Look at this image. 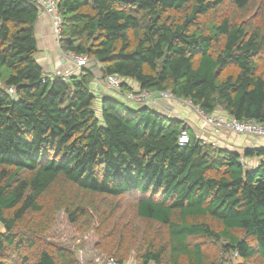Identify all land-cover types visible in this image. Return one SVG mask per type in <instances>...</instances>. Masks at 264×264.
Masks as SVG:
<instances>
[{"label":"trees","instance_id":"trees-1","mask_svg":"<svg viewBox=\"0 0 264 264\" xmlns=\"http://www.w3.org/2000/svg\"><path fill=\"white\" fill-rule=\"evenodd\" d=\"M254 3L58 0L59 45L98 62L102 78L262 122L264 25L217 14L229 4L247 17ZM38 16L33 0H0V264H79L41 234L59 212L73 226L89 208L118 245L138 243L142 264H230L234 252L236 264H264V146L219 147L181 119L114 96L101 95L97 112L90 68L60 80L38 63ZM127 194L157 228L127 232L117 214ZM130 248L110 256L123 264Z\"/></svg>","mask_w":264,"mask_h":264},{"label":"rangeland","instance_id":"rangeland-1","mask_svg":"<svg viewBox=\"0 0 264 264\" xmlns=\"http://www.w3.org/2000/svg\"><path fill=\"white\" fill-rule=\"evenodd\" d=\"M247 12V17H243L241 12L229 6V4H225L218 10L217 14L221 17H233L235 20H241V18H250L252 22L259 24L262 23L264 25V0H255V3L252 4ZM98 64L99 63L95 60H88V66L92 68L94 78L96 76V79L103 83L104 78L102 79V75L99 73L100 70L98 68ZM94 88L95 87L92 89ZM99 94L100 93L98 91L94 103V108L97 112L99 111ZM190 110L194 112L192 108H190ZM237 149L239 151L241 150L239 147ZM135 197V195L127 194L117 200V214L121 216L124 222L127 224L126 229L128 233H134V231H143L147 230L148 228V232H150L154 227L157 228V226L151 223L150 227H148V224H146L145 221H141L135 216L134 209L132 207V202L136 199ZM97 209L101 210L99 206ZM87 216V221L81 220L78 224H74L72 226L69 225L66 216L62 212H59L56 216V220L49 230L41 235L45 240L57 245H65L71 249L79 264H117V262L114 261L115 258L113 259V257L110 256L112 255L111 251H116L118 248L122 249L126 246H130L131 251L129 253L128 259L124 261L123 264H142L137 260V254L139 252L138 243L134 242L131 236H129L128 240L124 241L126 243L118 245L116 238L107 236L106 229L100 232L101 229L99 228L97 219L98 211L94 210L93 208H89ZM87 222H89V228L86 227ZM119 223L122 224V221L120 220ZM0 230H3V227L0 226ZM97 233H99V236ZM107 251H110L109 254ZM236 262L237 260H232L230 264H236Z\"/></svg>","mask_w":264,"mask_h":264},{"label":"built area","instance_id":"built-area-1","mask_svg":"<svg viewBox=\"0 0 264 264\" xmlns=\"http://www.w3.org/2000/svg\"><path fill=\"white\" fill-rule=\"evenodd\" d=\"M33 2L37 7L38 13L40 15H47L50 19L52 37L59 49L62 50L59 43L62 36L63 19L58 7V0H33ZM66 56L70 61L75 63L77 68L86 65L90 59L86 55L79 56L71 52L66 53ZM98 65L100 66V64ZM69 72V70H63L56 67L54 72H52L53 74L51 76H47L49 78L65 80ZM104 82L117 98L125 101L129 105L135 107H139L141 105L152 107V105H156V101L153 99L154 96H152L153 91L139 88V86L135 82L133 83L129 78H121L114 74H108L104 77ZM8 90L10 92H14L13 88H9ZM154 92L159 96L160 99H169L175 97L169 91ZM188 102L190 105L194 106L189 100ZM195 108L201 122L196 136L204 142L208 141L205 137L207 132H210L213 136H217L222 132H231L264 140V121L259 122L251 118L239 120L224 112L222 113L216 111L207 113L198 109L197 107ZM188 138L189 136L187 131L182 129L179 134L178 144H187ZM236 256L237 253L234 252L231 256V261L236 260Z\"/></svg>","mask_w":264,"mask_h":264},{"label":"crops","instance_id":"crops-1","mask_svg":"<svg viewBox=\"0 0 264 264\" xmlns=\"http://www.w3.org/2000/svg\"><path fill=\"white\" fill-rule=\"evenodd\" d=\"M35 35L37 38L38 45L36 59L47 75L51 76L53 74L52 72H54V69L56 67L61 68L63 70L73 71V74H78L79 68H77L75 66V63L70 61L69 58L66 56V53L68 52L60 50L54 42V39L51 34L50 19L47 15L39 14L35 25ZM85 66L90 68L88 66V63ZM98 68L100 70L99 65ZM90 70H92V68H90ZM99 73L101 75V72ZM93 87L95 88L92 89ZM90 88L95 93V95L99 91V96L109 95L116 97L105 85L104 80L102 83L101 81L96 79V76L90 82ZM152 96H154L153 99L154 101H156V105H152V108L160 111L161 113L169 117L183 120L194 131L195 134L197 133L198 127L201 123L200 117L197 113L196 108L190 105L188 100L180 99L178 97L160 99L154 91ZM190 108H192L196 114L192 112ZM217 112L222 111L218 110ZM205 137L209 142H212L218 145L219 147H226L229 149L236 150L238 152L243 151V149L247 147L264 146L263 139H253L248 135L235 134L231 132H222L217 136H213L210 132H207V134H205ZM236 147L241 148V150L239 151Z\"/></svg>","mask_w":264,"mask_h":264}]
</instances>
